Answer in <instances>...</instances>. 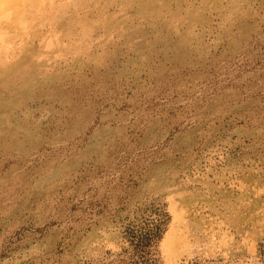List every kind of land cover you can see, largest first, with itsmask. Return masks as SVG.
I'll return each instance as SVG.
<instances>
[{
  "label": "rangeland",
  "instance_id": "1",
  "mask_svg": "<svg viewBox=\"0 0 264 264\" xmlns=\"http://www.w3.org/2000/svg\"><path fill=\"white\" fill-rule=\"evenodd\" d=\"M0 264H264V0H0Z\"/></svg>",
  "mask_w": 264,
  "mask_h": 264
},
{
  "label": "trees",
  "instance_id": "2",
  "mask_svg": "<svg viewBox=\"0 0 264 264\" xmlns=\"http://www.w3.org/2000/svg\"><path fill=\"white\" fill-rule=\"evenodd\" d=\"M144 238H146V237H144Z\"/></svg>",
  "mask_w": 264,
  "mask_h": 264
}]
</instances>
